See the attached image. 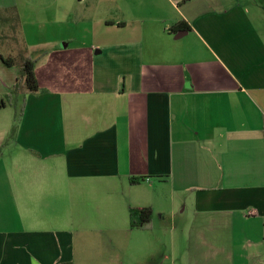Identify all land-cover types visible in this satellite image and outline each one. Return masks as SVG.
<instances>
[{
  "label": "crops",
  "instance_id": "crops-1",
  "mask_svg": "<svg viewBox=\"0 0 264 264\" xmlns=\"http://www.w3.org/2000/svg\"><path fill=\"white\" fill-rule=\"evenodd\" d=\"M2 9L42 92L17 122L0 110V264H264L263 16L240 0ZM18 74L0 48L1 98Z\"/></svg>",
  "mask_w": 264,
  "mask_h": 264
},
{
  "label": "trees",
  "instance_id": "trees-1",
  "mask_svg": "<svg viewBox=\"0 0 264 264\" xmlns=\"http://www.w3.org/2000/svg\"><path fill=\"white\" fill-rule=\"evenodd\" d=\"M176 29L190 30L185 23H179L171 31ZM0 48L1 59L4 66L8 68L16 67L18 69V78L10 94L0 97V110L10 105H15L17 100L21 101L19 111L16 113V122L22 116L25 99L27 95L39 94L42 92L36 75L35 66L37 60L28 55L25 39L22 34L21 21L15 9L0 10ZM145 178H132V184H138L145 181ZM153 218V212L150 208L130 210V227L132 229H150ZM71 264V263H62Z\"/></svg>",
  "mask_w": 264,
  "mask_h": 264
},
{
  "label": "rangeland",
  "instance_id": "rangeland-1",
  "mask_svg": "<svg viewBox=\"0 0 264 264\" xmlns=\"http://www.w3.org/2000/svg\"><path fill=\"white\" fill-rule=\"evenodd\" d=\"M240 1H242L244 6L252 13V15H255V16L261 15V16H263V21L257 20L256 23L258 25H260L261 27H263V29H264V1H262V0H254V2L257 3V5L255 3H253V0H249V1L248 0H240ZM20 105H21V101L17 100L15 102L16 110H15V108L10 109V110H12L13 113L15 114V112L17 113L19 111ZM179 211H182V208H180ZM189 212H190V210L187 212L186 217H188L190 215V214H188ZM166 213L168 214V212H166ZM166 213L163 214V217L166 218V220H165L166 222H168V221L170 222V216H168L169 214L167 215ZM154 219L155 220H159V222H162V220H161L162 218H161L160 214L155 215ZM189 219H191L190 216H189ZM175 237L178 238L177 236H175Z\"/></svg>",
  "mask_w": 264,
  "mask_h": 264
}]
</instances>
